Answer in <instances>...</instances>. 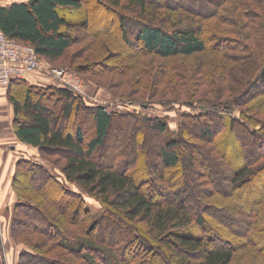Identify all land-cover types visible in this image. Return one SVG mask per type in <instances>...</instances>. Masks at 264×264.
<instances>
[{"label":"trees","instance_id":"obj_1","mask_svg":"<svg viewBox=\"0 0 264 264\" xmlns=\"http://www.w3.org/2000/svg\"><path fill=\"white\" fill-rule=\"evenodd\" d=\"M100 1L94 0L92 9L104 8L116 17L125 43L133 44L131 38L135 36L141 48L161 58L192 56L206 51L205 32H209V39H214V46L221 41L224 47H235L231 43L235 39H251L255 34L254 19L263 16L264 8V0H209L211 7L208 0H177L179 4L175 8L179 6L188 11L190 22H186L183 16L163 14L161 8L170 6L164 0ZM86 2L12 0L0 3V29L10 38L33 45L41 57L55 60L63 57L76 42L74 31L80 27L89 29L90 21L86 22L83 17L81 22L68 15L69 12L85 15ZM199 3L207 9L198 8ZM196 16L203 20L196 21ZM259 39L264 41V28ZM254 68L248 74L256 71L257 75H251L256 77L246 82L237 99L242 100L250 87H258L260 82L264 84V61ZM8 85V98L14 110L13 129L19 140L38 148L41 156L45 152L63 155L59 165L62 176L50 170L42 160L21 157L16 162L12 180L16 201L10 229L21 246L17 264H130L132 252L127 245L142 240L138 227L141 222L147 227L148 243L139 242L136 253L154 259L158 258V252L162 253V258L166 254L167 264H232L237 259L241 242L223 237L219 229L220 240L197 235L191 231L194 224L205 226L214 220L226 225L236 237L252 238L253 244L263 242L259 232L254 230L257 220L248 210L264 202V181L259 193L258 186L254 185L262 181L260 176L264 174V164L259 163L264 148L263 151L259 150L260 146L257 150L251 149L255 141L263 137L264 123L260 120L244 117L246 121L230 116L229 123L226 117L224 129L231 136L224 134L223 141L207 150V154H211L209 162L213 163L212 158L218 162L219 158L228 170L224 188L207 167L206 152L199 153L196 148L199 144L191 139L188 130L192 121L200 122L196 138L211 137L216 105H197L200 111L184 114L176 135L163 143L157 142L156 146L137 135L139 114L109 111L105 104L88 105L82 95L64 85L41 87L17 77ZM16 85L23 87V91H14ZM47 91L57 95L53 106L46 98ZM229 106L223 103L217 109L225 112ZM56 107L62 109L61 113ZM76 109L91 114L90 136L80 124L74 130L67 125ZM125 117L127 121L123 125L117 123L116 118ZM132 117L134 125L128 129L127 123ZM145 119L152 123L149 130L154 136L167 132L168 124L163 118ZM113 127L124 131V136L131 139L123 145L114 141L105 151ZM236 133L247 137L237 138ZM231 146L234 148L230 149ZM104 153H107L105 159ZM152 157L160 160V169H152L158 165L153 164ZM167 167L173 171L164 176L163 169ZM156 177H162L163 182H157ZM193 178L203 186L197 195L192 191ZM36 180L38 183L33 188ZM69 182L83 191L69 187ZM84 193L104 204L105 210L99 218L93 219ZM216 194L233 196L243 204L236 207L229 203L222 208L210 199ZM236 211L240 217L231 214ZM21 213L27 214V218ZM229 215L236 222H228ZM112 226L116 228L112 230ZM97 230L102 236L95 234ZM36 234L46 237L37 238ZM108 235L113 237L110 242L106 240ZM117 247L123 248L120 258L114 253ZM250 251L255 253L251 248ZM260 264H264V260Z\"/></svg>","mask_w":264,"mask_h":264},{"label":"rangeland","instance_id":"obj_2","mask_svg":"<svg viewBox=\"0 0 264 264\" xmlns=\"http://www.w3.org/2000/svg\"><path fill=\"white\" fill-rule=\"evenodd\" d=\"M86 1L84 8L85 15L83 14L84 12L75 15H72V13L69 12L68 15L73 19H79L80 21L84 18L86 22L90 21L89 29L86 27H80L77 31H74L77 40L67 50L63 57L51 60L40 56L43 68L30 72V74L33 73L31 79L34 78L33 80H30V83H36L41 87H50V85L68 86L77 94L82 95L84 101L88 105L105 104L108 105L109 111L114 110L121 113L131 112L139 114L141 117L136 123L138 127L136 130L137 135L141 138L145 137L148 142L153 143L156 146L157 142L163 143L171 135H176V131L180 129L181 123L184 120V114L200 111V107L197 105L200 103L203 105H216L214 106V108L216 107L213 114L215 120L213 122V134L211 137H208L206 140L196 138L198 136L197 134H199L198 125L200 122L192 121L191 126L188 128L190 136H192L191 139L199 144V147L196 148L199 153L202 154L205 152L207 154V150L214 147L216 143L219 144V142L224 140V134H226V130L224 129L226 127V117L228 121L230 116L232 119H245L246 121L251 117L252 119H258L260 122L264 123V84L262 82H260L256 88L250 87L247 89V92L243 94L242 100L236 98V95H239V93L245 89L247 85L246 82L253 80V77H256L251 75H257L256 71L249 75V71H254V66H256L257 63L260 65L261 62L264 61V41L263 39H259V33H261L264 28V8H262L263 16L261 18H253L255 34L251 39H235L232 42L230 41L235 47H224L223 45L225 43L221 41L219 44H216V46H218L216 47L214 46V39H209V32H205L208 42L206 51L192 56L161 58L155 54H150L141 48L139 41L135 36L131 38L133 44L125 43L121 38L120 29L118 27L119 21L116 20V17L104 8L98 10L92 9V2L94 0ZM95 2L100 3L101 1L95 0ZM164 2L170 4V6L161 8L163 14L173 13L175 16H183L184 21L190 22L188 11H184L182 8L180 9L179 6L178 8H175L177 4H179L176 3L177 0H164ZM198 5V8L207 9L204 4L199 3ZM212 5L213 4L209 2V7ZM134 17L137 18L136 15ZM202 20L201 16H196V21ZM132 21L134 20L131 19L130 22L133 23ZM241 28L244 31V28ZM241 44L243 45L241 46ZM56 68L71 71L72 75L70 81L65 82L61 77L56 76L53 71ZM0 87L6 89V100L10 101L7 93L9 85H0ZM14 91L20 93L23 91V87L16 85ZM46 93L48 102L53 106L54 100L57 99V95L50 91H47ZM192 99H194V101ZM223 103L230 105L229 109L225 112H219L217 107ZM56 108L57 111L61 113L62 109L60 107ZM73 114L72 118L67 122V125H70V129L74 130L77 124H80L83 127L85 134L90 136L92 134L91 114L83 109H76ZM151 116L161 117L166 120L168 129L165 134L160 133L159 135L158 133L154 136V134L150 132L149 125L152 123H148V120L145 118ZM244 117H248V119ZM116 121L118 124L123 125L124 122L127 121V118H116ZM127 125L129 126L128 129L133 127L134 117L129 119ZM256 127L259 129V126ZM124 133L125 132L121 131L119 128L113 127L110 131L105 151L110 149V145L114 141L115 143L116 141L121 143V145H123L124 141H129L131 138L124 136ZM236 135L237 138L240 136V139L243 135L247 137L244 133H236ZM226 136L230 137L231 135L226 134ZM255 142L258 145L255 143L251 146V149L257 150L258 146H260L259 150L263 151L264 133L263 137ZM237 143L240 144V140H237ZM232 148H234V146H231L230 149ZM7 150L10 152V147H8L6 151ZM15 150V156H10L9 154L5 156L0 155V185H6L5 182L7 181L5 179H7L12 185L15 165L17 160L21 157H31L42 160L45 166L54 173L62 176L59 167L61 160L63 159L62 154L45 152V154L41 156L42 154H40L38 148H34V152H32L29 149L24 148L22 145H16ZM102 150L103 149H100L99 151ZM104 154L105 159L107 153ZM209 155L211 154H207V167L212 171L215 180L221 182L222 186L225 188L224 184L228 170L225 169L224 164L221 162L222 160L219 158L218 162L220 163L214 158H212L213 163L209 162ZM152 159L154 160L153 164H158L155 165L154 168L152 167V169H154V171L157 167L160 169V160L156 157H152ZM259 163L264 164V153H262V156L259 158ZM200 168L204 170L203 166H200ZM163 170V175L166 176L173 171V168L167 167ZM186 170L187 169H185V171ZM186 175L191 178L189 173ZM20 177L22 179L24 176L21 175ZM260 177L262 181H257V183L254 184L258 186L257 193L262 190L264 174ZM160 178L162 177H156V181L159 183L160 180L163 182V179ZM192 182L195 183L194 190L192 191L197 195L200 193V189L203 186L197 179L193 178ZM37 183V180L34 181L32 187L35 188ZM67 184L71 188H79L77 184L70 182ZM260 185L262 187H260ZM11 187L15 193L13 185ZM1 188L3 189V187L0 186V190ZM79 190H81V188H79ZM84 195L86 197L87 205L93 212V219L99 218L105 210L104 204L95 197L89 196L87 193H84ZM210 199L212 201L214 200L215 203L222 208L229 203L236 207H238V204H243L242 201H238V198L225 196L223 194H216ZM4 202L5 201L0 198V215L2 216V214H4L5 218H7L5 220L7 223L8 220L9 222L11 220L10 215L13 205L9 207L10 209L8 207L5 208L3 207ZM248 210L252 212L257 220L254 230L258 231L261 235V240L263 241L261 244H253L251 240L252 238L247 239L236 237V235L231 234L228 231L226 225L221 223L217 224L214 220L211 224L207 222L205 226L194 224L191 231L197 235L208 238L213 236L212 239L220 240V230L224 235L223 237L233 240L234 242L237 241L243 243V245H240L241 243L239 244L237 259H235L232 264H260L264 260V202L259 205L254 204ZM231 214L235 217H240L238 211ZM21 215L22 217L27 218V214L21 213ZM37 220L38 219L36 218L35 221ZM227 220L232 223L236 222V219H234V217L232 218L231 215L227 217ZM138 225H140L138 227L143 234V238L142 240H137L138 244L127 245V247H129L128 250L131 249L132 252L130 264H167L166 259H164V257H167L166 254H164L162 258V253L158 252V258L154 259L151 257L145 258L143 255L136 253V249L140 248L139 242L148 243L147 238L149 236L145 223L141 222L138 223ZM110 228L114 230L116 227L112 226ZM1 229L2 228H0V231ZM95 234L102 236L100 230L95 231ZM36 235L37 238L46 237L41 234ZM55 239L58 240L59 236L58 238L55 237ZM106 240L110 242L113 240V237L108 235ZM13 241H15L14 238ZM51 244L52 240L49 242V245ZM14 247L15 245L10 246V250H13ZM250 248L255 251V253H252ZM122 249L120 250L118 247L115 248L116 252L114 253L116 254V257L120 258ZM0 255V264H4L5 262L3 259L5 260V257H2V254Z\"/></svg>","mask_w":264,"mask_h":264},{"label":"crops","instance_id":"obj_3","mask_svg":"<svg viewBox=\"0 0 264 264\" xmlns=\"http://www.w3.org/2000/svg\"><path fill=\"white\" fill-rule=\"evenodd\" d=\"M12 0H0L1 4L8 3ZM33 73L27 74L24 78L30 80L32 78ZM35 77V76H34ZM31 82V81H30ZM36 82V81H35ZM7 94H6V89L3 87H0V155H7L9 154L10 156H15L16 153V145H22L24 148L29 149L30 151L34 152V146L24 143L19 138L14 132L13 129V118H14V110H13V105L10 101L6 100ZM10 147L11 151L8 152L6 149ZM33 149V150H32ZM9 165V164H8ZM7 174V173H6ZM7 180V179H5ZM6 185H0L3 187L0 190V198L3 199L5 202L3 203V207L9 208L12 205L14 206L15 201H16V195L12 190V185L11 183L7 180L5 182ZM10 209V208H9ZM4 214L2 216L0 215V254H2V257H5V262L4 264H17L18 263V257L20 253V248L21 246L17 244L15 241H13V238L11 236V220L5 222L7 218H5ZM10 218L12 219V211ZM13 250H10V246H14ZM1 257V255H0Z\"/></svg>","mask_w":264,"mask_h":264},{"label":"built area","instance_id":"obj_4","mask_svg":"<svg viewBox=\"0 0 264 264\" xmlns=\"http://www.w3.org/2000/svg\"><path fill=\"white\" fill-rule=\"evenodd\" d=\"M41 68L42 59L33 45L10 38L0 29V85H7L16 77L24 78ZM53 71L65 82L70 81L71 71L62 68Z\"/></svg>","mask_w":264,"mask_h":264},{"label":"bare ground","instance_id":"obj_5","mask_svg":"<svg viewBox=\"0 0 264 264\" xmlns=\"http://www.w3.org/2000/svg\"><path fill=\"white\" fill-rule=\"evenodd\" d=\"M7 181V180H6Z\"/></svg>","mask_w":264,"mask_h":264}]
</instances>
